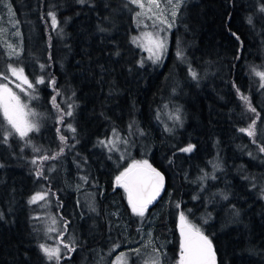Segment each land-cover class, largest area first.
Masks as SVG:
<instances>
[{
    "label": "trees",
    "instance_id": "obj_1",
    "mask_svg": "<svg viewBox=\"0 0 264 264\" xmlns=\"http://www.w3.org/2000/svg\"><path fill=\"white\" fill-rule=\"evenodd\" d=\"M3 2L20 44L19 55L0 44V83L9 65L23 69L33 87L21 98L39 130L19 137L0 109V264H96L110 247L151 259L155 248L160 264H179L181 213L218 264H264V80L255 75L264 71V0H184L170 28L130 0ZM147 32L169 40L157 62L133 42ZM253 121L254 136L240 131ZM130 160L164 177L147 216L116 183ZM37 193L44 199L29 203ZM37 223L65 232L75 250L49 261L39 246L51 237Z\"/></svg>",
    "mask_w": 264,
    "mask_h": 264
},
{
    "label": "snow or ice",
    "instance_id": "obj_2",
    "mask_svg": "<svg viewBox=\"0 0 264 264\" xmlns=\"http://www.w3.org/2000/svg\"><path fill=\"white\" fill-rule=\"evenodd\" d=\"M79 3H84L85 0H78ZM130 2L136 5L138 8H145V4L143 0H130ZM183 3V0H165V7L171 6L173 11L171 15L173 19L176 16V9L180 7ZM153 7H155L156 11L153 12ZM264 10V9H262ZM148 12H153V16H150L149 19L155 17L154 23L158 21L161 24H167L170 28L172 27V23H170L167 17L164 15V10L161 7L160 0H149L148 3ZM142 13L137 12L136 15L139 17ZM52 18L53 26L57 25V19L54 13H49ZM249 23H251V19H249ZM0 34H3V28H0ZM19 35V33H16ZM237 39H239L237 37ZM133 42L137 43V46H143L150 53L149 59L153 60V62H157L161 59V54L163 50L166 48V40L162 39L157 33L155 36L151 32L143 33L141 37L133 38ZM11 49V54L19 55V53L15 52V49L11 48V45L8 46ZM178 56L181 54L178 52ZM143 65V61H141V66ZM43 67V65L41 66ZM9 70L11 71L13 76H16L17 79H22L24 83L28 84V87L31 88L33 85L28 82L27 77L23 76V69H17L11 67L9 65ZM191 76L193 79L198 78V74L191 70ZM255 75L259 76L261 80H264V71H257ZM4 80H7L8 77L4 76ZM38 83H44L41 78ZM54 84L55 81H52ZM264 87V84L261 85ZM19 87V85H17ZM241 99L245 100L248 104L249 110L253 113L256 112V109L251 107L250 101L248 98L241 95ZM52 103L59 110V105H56L55 97L52 98ZM0 109L3 111V116L6 119L7 123L11 126L16 134L21 138H25L32 131H38V125L33 123L29 117L34 115L32 112H27L24 110V107L20 103L19 97L12 92V90L8 87L7 84L0 83ZM68 116L72 115L71 111L66 113ZM258 118V117H257ZM62 119V118H61ZM176 120H179V116L175 117ZM71 131L75 132L74 128H71ZM241 132H246L249 136L255 135V121L249 128L240 129ZM12 133H8L11 135ZM61 141L66 142V138L64 136L60 137ZM4 142H7V137H4ZM255 143V141H253ZM101 143H104L101 141ZM111 143V142H109ZM114 147V144H113ZM195 148V145L189 144L187 147L180 149L183 152H191ZM39 151V149H35ZM261 152H264V146L259 149ZM63 149H61V152ZM60 153H57L56 156L49 157L47 155L42 156V160L48 159H56ZM32 163H36V160H33ZM3 167V165H0ZM37 175H42V173L38 172ZM85 181L86 177L82 178ZM116 183L118 186L123 187L128 194V202L131 205L132 212L137 216L143 217L147 207L151 204L156 197L160 194V191L164 185V177L163 175L153 168L146 160L144 161H135L128 168H126L119 176L116 177ZM227 198V197H225ZM43 200L44 195L37 193L34 195L29 203H35L37 200ZM55 223V220H53ZM66 227V225H65ZM53 229H49L52 231ZM180 234H181V245H180V257L179 264H216L215 252L212 247V243L207 236H205L198 228L193 225H190L184 214H180ZM40 249L45 254L46 258L51 261L53 259L59 261L60 259V248H50L46 247L44 244H41ZM65 248H68L70 251H74L70 245L65 244ZM118 247V245H117ZM135 255H140V249H132L131 250ZM153 252L157 253L156 257L151 260V264H160L159 260V249H153ZM126 254L121 253L120 257H117L119 261L121 257Z\"/></svg>",
    "mask_w": 264,
    "mask_h": 264
},
{
    "label": "rangeland",
    "instance_id": "obj_3",
    "mask_svg": "<svg viewBox=\"0 0 264 264\" xmlns=\"http://www.w3.org/2000/svg\"><path fill=\"white\" fill-rule=\"evenodd\" d=\"M174 2H175V0H174ZM143 3L145 4V8L147 9L149 0H143ZM160 3H161V7L164 10V15L167 17L168 21L170 23H172V25H173L175 20H176L178 9H176V16L173 19L172 15H171V12L173 11L172 7L171 6L165 7V0H160ZM5 10H6V13H5ZM155 11H156V9H155V7H153V12H155ZM164 25L167 26V24H164ZM0 28H3V34H0V44L6 43L8 45H11L10 39H9V36H8V32L10 30V36L12 37V40L15 42V45L14 46L11 45V48L15 49V52H16L18 50V46L20 44V30H19V27L16 26L15 16H14V13L12 11L11 5L8 4L7 2L1 3V0H0ZM17 29H18V32H17ZM16 33H19V35H17ZM31 34L35 35V36L38 35V34H34V33H31ZM159 36L161 37L160 34H159ZM161 38L166 40V48L164 50L168 49L169 40L166 38V36L161 37ZM143 49L146 50L145 47H143ZM146 52H147V57H149L150 53L147 50H146ZM23 76L26 77L24 73H23ZM5 83L12 90V92L15 93L19 97L20 103L24 107V110L27 111V112H30L28 107L25 105V103L23 102V100L21 98V97H23V95L24 96L28 95V89H27L28 84L24 83L22 79H17V77L13 76V75L8 77V79L5 80ZM17 85H19V87H17ZM2 113H3V111H2ZM29 119L33 123H35V119L33 118V115L30 116ZM11 130H13V129L11 128ZM261 136L262 137L260 138V141L262 143H264V124H263V127H262V135ZM109 142H111V143H109ZM106 143H107L109 148L113 147V144H114V147H116L117 144H118L116 138L108 139ZM135 161H139V160H130L122 168L121 172H123L126 168H128ZM140 161H144V160H140ZM121 172L119 173V175L121 174ZM54 174L56 175V178H57L58 177V169L57 168L54 169L53 175ZM38 201H40V200L38 199L36 202H38ZM35 207H36V209H38L37 205H35ZM148 210L149 209L146 210L144 216L148 215ZM49 212L53 213V210H50ZM94 218H96V217H94ZM239 218H240V216H239ZM146 219H147V217H146ZM51 221L52 220L50 219V222ZM47 223H48V221H47ZM39 227H41L42 235L44 237H51L50 238L51 239V243H49V247L50 248L59 247L60 250H61L60 254H65L69 250L68 248L66 249L64 247L65 244L69 243V239L66 238L67 234H65V232H63V231L60 232L59 229L57 228V230L55 229L56 234H53L54 228H53L52 224H50L49 227H48V224L45 225V226H41L40 223H37V228H39ZM47 227H48V231H47ZM49 229H53V230L49 231ZM198 229L200 231H203V229L200 228V227H198ZM140 234H141V237H140V241L141 242L140 243L143 242L144 245H146V246L149 245L150 242L146 239V238H148L149 235L146 234L145 232L144 233L140 232ZM151 243H154V241L152 240ZM131 250H123V251H119V252H117V250H114V251L113 250H108L107 254L105 253L107 255V258L105 260L104 259L98 260V262L96 264H151V260L152 259L149 257V255L143 257V254L140 253V255L137 256ZM121 253H124L126 255L121 257L120 260L118 261L117 257H120ZM111 254H112L113 257L110 260ZM144 262H146V263H144Z\"/></svg>",
    "mask_w": 264,
    "mask_h": 264
},
{
    "label": "water",
    "instance_id": "obj_4",
    "mask_svg": "<svg viewBox=\"0 0 264 264\" xmlns=\"http://www.w3.org/2000/svg\"><path fill=\"white\" fill-rule=\"evenodd\" d=\"M156 170H157V169H156ZM157 171H158V170H157ZM160 173H161V172H160ZM164 190H165V181H164L163 188H162V190L160 191V194L156 197V199H155L151 204L148 205V207L151 206V205H154L155 203L158 202V200H159L160 197L162 196ZM177 230H178V234H179L180 242H181V234H180V218H179V220H178ZM202 233H203V232H202ZM203 234H204V233H203ZM204 235H205V234H204ZM205 236H207V235H205ZM209 240H210V239H209ZM210 241H211V240H210ZM211 243H212V242H211ZM212 247H213V243H212ZM213 250H214V248H213ZM215 258H216V264H218L216 255H215Z\"/></svg>",
    "mask_w": 264,
    "mask_h": 264
},
{
    "label": "flooded vegetation",
    "instance_id": "obj_5",
    "mask_svg": "<svg viewBox=\"0 0 264 264\" xmlns=\"http://www.w3.org/2000/svg\"><path fill=\"white\" fill-rule=\"evenodd\" d=\"M153 207V205H151V206H149V207H147V209H151ZM109 250H113L112 249V247H110V249ZM114 251V250H113ZM112 259V256H110V260Z\"/></svg>",
    "mask_w": 264,
    "mask_h": 264
}]
</instances>
